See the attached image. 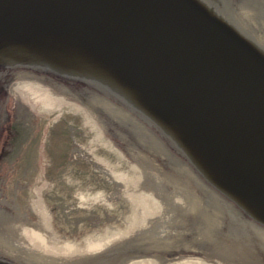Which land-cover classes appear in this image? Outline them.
<instances>
[{
	"label": "water",
	"instance_id": "95a60500",
	"mask_svg": "<svg viewBox=\"0 0 264 264\" xmlns=\"http://www.w3.org/2000/svg\"><path fill=\"white\" fill-rule=\"evenodd\" d=\"M10 64L130 103L264 229V0H0Z\"/></svg>",
	"mask_w": 264,
	"mask_h": 264
},
{
	"label": "rangeland",
	"instance_id": "374dc122",
	"mask_svg": "<svg viewBox=\"0 0 264 264\" xmlns=\"http://www.w3.org/2000/svg\"><path fill=\"white\" fill-rule=\"evenodd\" d=\"M35 69L0 79L2 224H10L12 214L25 217L35 228L23 241L34 251L47 232L53 244L71 247L74 240L84 246L83 238L118 231L125 222L143 233L157 225L166 231L163 243L189 246V257L203 264H264L253 220L218 205L151 127L136 118L126 116L131 121L123 124L110 117L105 105L123 114L120 100ZM41 94L44 108L33 100ZM11 204L13 213L1 211ZM133 211H139L134 220ZM115 251L118 264H133L129 251ZM155 254L149 256L156 264L169 263L168 256Z\"/></svg>",
	"mask_w": 264,
	"mask_h": 264
},
{
	"label": "bare ground",
	"instance_id": "6f19581e",
	"mask_svg": "<svg viewBox=\"0 0 264 264\" xmlns=\"http://www.w3.org/2000/svg\"><path fill=\"white\" fill-rule=\"evenodd\" d=\"M17 69L36 70L35 68L24 67L19 64L5 65L4 70H1L0 79L6 76L10 71H16ZM36 72L42 74L44 71L39 70ZM28 77L32 76L29 75ZM41 77L44 78L45 76L43 75ZM28 79L32 82H39L36 77ZM39 96H35L33 100L38 101L40 106H43L44 108V106H46L48 103H46L43 95L41 97ZM120 102L121 107L119 108V110L124 115L119 113L118 110L112 108L111 106L105 105L104 108L107 109V113L110 115V117L117 118V120L121 121L123 124L131 121L128 118H136V121H140L141 124L144 123L151 127L158 135V138L166 142L169 148H172V150L176 152V155L181 158L179 166H181V168L183 167L192 176H194L197 182L201 184L203 190L206 193H209V195H211V198L215 202H217L218 205L222 204L223 206H226L230 209V211L236 214V216H238L239 218L242 217L243 219L247 220V215L242 212L237 206H235L230 200H228L223 194H221L218 189L207 179V177L190 161V159L156 124L149 120L130 103L122 100H120ZM26 127L29 128V125H26ZM93 128H95V126ZM139 134H141V131H139ZM144 135L147 138L150 137L146 134ZM97 136L100 137L99 135ZM159 141L158 143L161 142L163 144L162 141ZM7 206H3L4 208L1 211L5 209L6 213H13L14 207L12 206V204L11 207ZM138 212L139 211H133V215H131V217L129 216V218L134 220L137 217ZM11 219L12 222L10 224H2L0 222V262L4 264H40V262L38 261H42V259L44 260L43 264H110L112 259H114L118 264L120 263L118 260L121 259V256L119 255L120 258L117 256L118 253L115 251L116 249H122L124 253H128V249H130L129 252L131 255H133L130 261L134 260L133 264H151V262H153L154 260L152 261L149 254H154L155 256V252L160 253V255L164 254V257L168 256L167 258H170L169 260H167V262H169L168 264H203V262L194 260L193 258L189 257L191 253L190 251H188L190 249L189 246L187 248H182L171 243H163L161 241V238L165 237L166 231L163 230L164 228H158L157 225L155 227L147 228L148 230H145V232L143 233L142 231H140L141 226L136 227V225H130L129 223L131 222H125L123 228L119 229L118 231L114 230V232L112 231V233L110 234H104V230V233L102 232V237L95 240L83 238L82 242H84V246H78L79 242L74 240L71 243V247L70 245H68V247H62L57 246V244H53V242L51 241L52 238H49L50 232H47V234H45L47 235V237H45L44 239V241L46 242L36 246V248L38 249L37 251H34V246L29 242L25 243L23 240L27 238L30 239L31 233L29 231H31V229L33 230L35 226H29L28 220L26 218L24 220L23 218L15 216L14 214L12 215ZM128 220L130 221V219ZM248 220L251 221L252 219L249 218ZM156 223H159V221H156ZM251 223L253 225L254 238H257L258 241H260V244H264V229L253 221ZM138 229H140L139 231L141 233L137 231ZM15 232H21L20 236ZM247 239H249V237H247ZM38 240L40 241L41 239ZM130 241H132V244ZM128 245L130 246V248H127ZM156 261L157 260H155L153 263L156 264ZM127 263L128 262L123 264ZM213 264L215 263L213 262Z\"/></svg>",
	"mask_w": 264,
	"mask_h": 264
},
{
	"label": "flooded vegetation",
	"instance_id": "af4514ba",
	"mask_svg": "<svg viewBox=\"0 0 264 264\" xmlns=\"http://www.w3.org/2000/svg\"><path fill=\"white\" fill-rule=\"evenodd\" d=\"M11 132H12V131H11ZM12 215H13V214H12ZM12 215H9V216H12ZM21 218H23V219L25 220V217L22 216Z\"/></svg>",
	"mask_w": 264,
	"mask_h": 264
}]
</instances>
